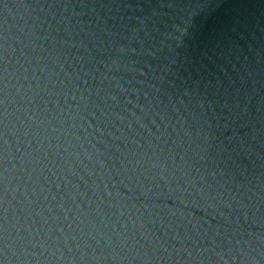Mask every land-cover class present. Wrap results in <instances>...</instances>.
Listing matches in <instances>:
<instances>
[{
	"label": "water",
	"instance_id": "obj_1",
	"mask_svg": "<svg viewBox=\"0 0 264 264\" xmlns=\"http://www.w3.org/2000/svg\"><path fill=\"white\" fill-rule=\"evenodd\" d=\"M0 264H264V0H0Z\"/></svg>",
	"mask_w": 264,
	"mask_h": 264
}]
</instances>
